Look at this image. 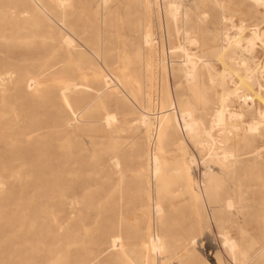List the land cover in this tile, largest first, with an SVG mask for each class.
I'll return each mask as SVG.
<instances>
[{
	"label": "rangeland",
	"instance_id": "rangeland-1",
	"mask_svg": "<svg viewBox=\"0 0 264 264\" xmlns=\"http://www.w3.org/2000/svg\"><path fill=\"white\" fill-rule=\"evenodd\" d=\"M103 1L0 0V264H264V2Z\"/></svg>",
	"mask_w": 264,
	"mask_h": 264
},
{
	"label": "bare ground",
	"instance_id": "bare-ground-1",
	"mask_svg": "<svg viewBox=\"0 0 264 264\" xmlns=\"http://www.w3.org/2000/svg\"><path fill=\"white\" fill-rule=\"evenodd\" d=\"M61 1V0H60ZM103 1V0H102ZM260 1H262V2H264V0H260ZM104 2V1H103ZM63 3V2H62ZM264 4V3H263ZM62 24V23H61ZM240 29H242V28H240ZM257 31V30H256ZM256 31H253V35L252 36H250L247 40H246V43L248 44V46H253V44L255 43V40L256 39H259V34H258V32H256ZM262 32V31H261ZM261 34V33H260ZM262 35V34H261ZM239 37V36H238ZM237 37V38H238ZM68 38V37H67ZM226 38H228L227 36H226ZM65 40H67V39H65ZM237 41H239L238 39H234V40H232V41H230V40H228V44L229 45H231L233 42H237ZM69 42V41H68ZM226 51V50H225ZM186 55V54H185ZM187 57H188V55H187ZM186 62V66H187V73H194V71H195V64H194V61L193 60H191L189 57H188V59H187V61H185ZM248 69V71H249V74H251L252 72H254V70L253 69H250V68H247ZM248 71H247V73H248ZM191 76V75H190ZM2 78V76L0 75V79ZM191 78H193L192 76H191ZM109 79V78H108ZM108 79H106L107 80V82H106V84L109 82L108 81ZM245 79V78H244ZM211 80V79H210ZM32 81V80H31ZM33 84V83H32ZM32 84H31V86H32ZM109 84V83H108ZM30 86V85H29ZM82 86V85H81ZM108 87V86H107ZM31 88V87H30ZM228 94V93H227ZM226 95V93H224L223 95H222V99L224 98V96ZM224 101V100H223ZM223 108V107H222ZM222 108H220V110H218L216 113V119H215V121H216V123L217 124H220V123H222V122H224V112H223V110H222ZM233 113V112H232ZM187 114V112L185 113V115ZM236 114V113H235ZM234 114V115H235ZM76 115V114H75ZM112 115V114H111ZM146 115V114H145ZM108 116V115H107ZM148 116V115H147ZM182 116V115H181ZM188 116V115H187ZM237 116V115H236ZM109 117V116H108ZM143 117L145 118V116L143 115ZM107 118V117H106ZM110 118H111V116H110ZM189 118V117H188ZM113 119V118H112ZM147 119V118H146ZM146 119H144L143 121H145L146 122ZM184 119H186V118H184ZM108 120V119H107ZM147 121H148V119H147ZM182 121H184V127L186 128V129H189L190 131H191V129L193 128V126H194V123L193 122H189V121H185V120H182ZM108 122V121H107ZM197 122V121H196ZM214 122V121H213ZM109 123V122H108ZM144 123V122H143ZM147 123V122H146ZM259 124V123H258ZM108 125V124H107ZM253 125V124H252ZM251 125V126H252ZM180 127V126H179ZM252 127H255L254 125L252 126ZM251 128V127H250ZM253 129V128H252ZM200 139V138H199ZM233 154V153H232ZM222 155V154H221ZM228 155V154H227ZM155 156V155H154ZM224 156V155H223ZM153 158H156V157H153ZM192 158V157H191ZM114 159H116V158H114ZM157 159V158H156ZM113 160V159H112ZM193 161V160H192ZM116 162H117V159H116ZM153 163H154V160H153ZM157 165V164H156ZM155 165V166H156ZM158 166V165H157ZM156 166V167H157ZM153 167V166H152ZM207 168H209V167H207ZM155 169H153V171H154ZM156 173V172H155ZM154 177V176H153ZM159 211V210H158ZM157 211V212H158ZM223 236V235H222ZM225 237V236H224ZM114 241V240H113ZM153 241V240H152ZM232 241V240H231ZM230 241V242H231ZM156 243V242H155ZM228 243V242H227ZM153 245V244H152ZM154 246V245H153ZM155 246H157V245H155ZM155 246L153 247V248H155ZM229 246V245H228ZM236 248V247H235ZM156 249H158L159 250V247L158 248H156Z\"/></svg>",
	"mask_w": 264,
	"mask_h": 264
}]
</instances>
